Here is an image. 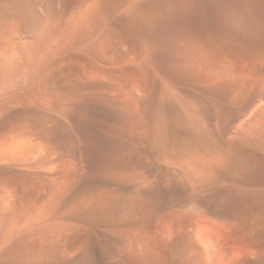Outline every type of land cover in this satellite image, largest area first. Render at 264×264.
<instances>
[{"label": "bare ground", "instance_id": "obj_1", "mask_svg": "<svg viewBox=\"0 0 264 264\" xmlns=\"http://www.w3.org/2000/svg\"><path fill=\"white\" fill-rule=\"evenodd\" d=\"M64 4L0 0L1 160L22 183L0 203L18 238L3 263L264 264V0L115 6L131 34L163 25L135 75L48 62L56 38L109 19L111 0Z\"/></svg>", "mask_w": 264, "mask_h": 264}, {"label": "rangeland", "instance_id": "obj_2", "mask_svg": "<svg viewBox=\"0 0 264 264\" xmlns=\"http://www.w3.org/2000/svg\"><path fill=\"white\" fill-rule=\"evenodd\" d=\"M74 1L75 0H64V3H65L64 4V11L66 13L68 12L66 15L67 17L70 14L69 12L72 8V4ZM129 2H130V0H111V4L109 5V8H108V10L110 12L107 10V12H109L107 15V16H109L108 17L109 19L107 18L108 20L106 21L107 24L103 23V21H96V22L93 21L92 23H87V25H85L84 28H80L70 37L65 36V38H63V39L56 38L55 41L53 43H51V46L49 48V51H51L52 48L53 49L51 52H49L50 53V54H48L49 56L47 55L48 56L47 59H49L48 62L50 61L51 63H53V62L56 63V62H60L62 60L65 62H74V63L81 62V63H86L88 66L92 67L94 70H96L98 72L102 71L105 73H107V72L111 73V71H113V69H114V71H116V72L118 71V72H123V73L135 75V74H138V72L141 73V71H138L137 69H135L131 63L132 62L137 63V61L140 60L145 53H150V55L153 56V59H155V61L159 60L160 59L159 58L160 53L159 52H158L159 54H156V53L158 50L160 51L159 47L161 48V44H162V40H163V35L161 33V31H162L161 29H163L162 23H160L159 20H155L152 23L153 25L151 24L149 26H146L147 28L144 27L145 29L143 28V30H141V32L139 30L142 28L134 29L132 31V34L127 32L128 31L127 27H125V25H122V24L128 22V20L121 17L118 13V10H116L117 12L115 11V9H116L115 6L127 5ZM159 7L162 10H164L163 5H159ZM215 9L216 8H214V7H207V8L205 7V8H201V10L195 9V13H196V21L194 23L195 28L192 27V28L187 29V32L189 35L188 39L190 41L194 42L195 45L203 43L206 40V38H205L206 37V31L208 29L210 30L211 28H213V24L215 22V17H216V15H218L217 9L216 10ZM214 10H215V12H214ZM199 18H200V21H198ZM97 22L101 23V25H99ZM164 26H166L164 28L166 29L165 31H167V37H166L167 43L172 44L173 40H174L172 38L174 29L173 30H169V29H172V27H174L175 24L172 20H170V21H167ZM97 28H98V30H97ZM168 32H169V34H168ZM153 35H155V36H153ZM153 37H155V38L153 39ZM156 38H158L159 41ZM132 39H134V40H132ZM136 39H137V41H136ZM170 39L172 40V42L171 41L169 42ZM56 40H58V42ZM151 40H152V42H156V43L155 44L151 43L150 42ZM146 44L149 48L146 46ZM56 45H58V46H56ZM60 45L61 46L63 45V46L61 47ZM141 45H142V47H141ZM88 46L90 47V50H89ZM134 47L135 48L137 47L136 49H138V50H136ZM147 48L150 52H148ZM130 49L133 51V53L135 52V54H137V55L131 54L130 52H132V51ZM142 49H143V51H142ZM127 52L130 54H128ZM138 52H140L141 54ZM91 54H93V55H91ZM76 55H78V57ZM126 55H128V56H126ZM138 55H139V57H137ZM131 57L133 58V60L131 59ZM134 58H136V59H134ZM134 60H136V62ZM126 63H127V66H125ZM111 67H113V68H111ZM116 68L119 70H117ZM5 146H7V148ZM8 147L10 148L9 145H6L5 143L0 142V149H1L0 150V169L2 168L0 170V172L3 170L2 171V172H4L3 174L4 175L6 174L5 176L2 177L3 174H2V172L0 173V182H2V184L0 183V196H1L0 197V203H1V205H2V201H3L2 198L5 199L7 194L13 193V191L18 190L22 186V183H18V181H19L18 179L15 178L16 179L15 180L13 177L10 176V174H8L5 171V169H3L4 162L1 159L4 157L3 154H6L7 152H9L11 150ZM99 148H100L99 146H97L96 149L94 148L95 156H100L101 150H99ZM2 149H5V150H2ZM96 150L97 151L99 150V152H97ZM7 174L10 177V180L8 177H6ZM5 177H6V179H4ZM11 178H13L14 182ZM11 180L13 183L11 182ZM19 182H21V181H19ZM4 183H6V184L4 185ZM7 187H8V189H7ZM3 195L5 198L3 197ZM0 216H1V213H0ZM0 218H1V220H0V239L2 237V239L0 240V264H4L3 262L5 260L3 261L2 259H6L9 257L11 258V256H13V251H12V254L9 253L11 255L8 254L9 257L7 255L4 256L6 254L5 251L7 250L8 247H10L12 245V243L15 241V239H18V238L15 236V239H13L12 237L8 238L6 236L7 233H6L5 229H7L9 227L8 226L9 221H6L4 223V222H2L4 217L1 216ZM6 218H8V216ZM3 221H5V219ZM3 253H5V254H3Z\"/></svg>", "mask_w": 264, "mask_h": 264}]
</instances>
